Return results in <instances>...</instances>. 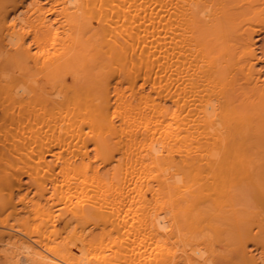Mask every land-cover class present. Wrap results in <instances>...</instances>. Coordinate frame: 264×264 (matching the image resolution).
<instances>
[{"label":"bare ground","instance_id":"6f19581e","mask_svg":"<svg viewBox=\"0 0 264 264\" xmlns=\"http://www.w3.org/2000/svg\"><path fill=\"white\" fill-rule=\"evenodd\" d=\"M217 260L264 264V0H0V264Z\"/></svg>","mask_w":264,"mask_h":264},{"label":"rangeland","instance_id":"374dc122","mask_svg":"<svg viewBox=\"0 0 264 264\" xmlns=\"http://www.w3.org/2000/svg\"><path fill=\"white\" fill-rule=\"evenodd\" d=\"M250 239H251V236H250ZM220 263V261L219 260H217L216 261V264H219ZM232 264H235V263H232Z\"/></svg>","mask_w":264,"mask_h":264}]
</instances>
